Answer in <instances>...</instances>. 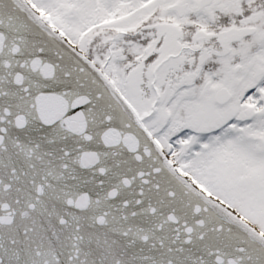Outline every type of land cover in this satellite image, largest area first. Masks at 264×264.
I'll use <instances>...</instances> for the list:
<instances>
[{"label": "snow or ice", "instance_id": "1", "mask_svg": "<svg viewBox=\"0 0 264 264\" xmlns=\"http://www.w3.org/2000/svg\"><path fill=\"white\" fill-rule=\"evenodd\" d=\"M0 264H264V0H0Z\"/></svg>", "mask_w": 264, "mask_h": 264}]
</instances>
